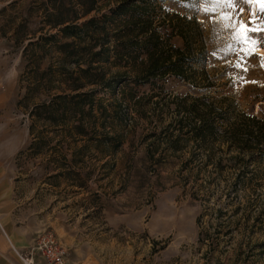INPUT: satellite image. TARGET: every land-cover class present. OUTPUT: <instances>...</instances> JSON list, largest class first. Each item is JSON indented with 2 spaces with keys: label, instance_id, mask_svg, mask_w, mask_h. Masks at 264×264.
Here are the masks:
<instances>
[{
  "label": "rangeland",
  "instance_id": "rangeland-1",
  "mask_svg": "<svg viewBox=\"0 0 264 264\" xmlns=\"http://www.w3.org/2000/svg\"><path fill=\"white\" fill-rule=\"evenodd\" d=\"M10 1H0V10ZM32 1H19L17 12H29ZM155 5V25L174 47L184 48L179 31L190 30L196 73L189 80L170 76L141 85L126 80L128 85L115 93L98 92L107 119L95 111L96 130L118 135L113 144L83 150V141L66 144L56 136L45 145L33 140L31 120L18 105L26 85L19 84L25 68L22 47L6 38L14 45L9 56L21 60L9 123L23 131L22 148L12 162L8 228L34 240L44 230L52 232L65 249V264H264V146L228 163L225 158L237 151L224 142L215 145L208 161L192 141L176 154L162 141L183 96L219 101L230 117L246 113L264 120V47L243 65L247 71L230 67L237 56L222 51L225 34L215 36L203 12L177 0ZM243 7L248 20L249 6ZM33 12L29 34L40 27ZM5 19L0 15V26ZM116 70L134 77L125 68L111 67ZM220 158L216 169L213 162Z\"/></svg>",
  "mask_w": 264,
  "mask_h": 264
},
{
  "label": "trees",
  "instance_id": "trees-1",
  "mask_svg": "<svg viewBox=\"0 0 264 264\" xmlns=\"http://www.w3.org/2000/svg\"><path fill=\"white\" fill-rule=\"evenodd\" d=\"M19 1L12 0L0 10L6 17L0 33L22 47L25 68L19 84L26 85L18 105L31 120L29 133L35 141L47 145L57 136L58 142L66 144L83 141V150L113 144L118 135L96 130L95 111L107 119L106 109L96 99L98 92L115 93L128 80L141 85L170 76L189 80L196 73L190 30L179 31L183 49L170 44L155 25L158 0H33L26 14L17 12ZM31 10L40 20L39 35L27 30ZM111 67L125 68L134 77L127 78L119 70L111 72ZM217 104L202 97H181L176 102V119L163 134L166 150L176 154L192 141L211 161L215 145L224 142L237 151L225 158L228 163L239 160L240 154L252 156L260 151L264 120L246 113L230 117ZM222 160L213 166L219 169Z\"/></svg>",
  "mask_w": 264,
  "mask_h": 264
},
{
  "label": "crops",
  "instance_id": "crops-1",
  "mask_svg": "<svg viewBox=\"0 0 264 264\" xmlns=\"http://www.w3.org/2000/svg\"><path fill=\"white\" fill-rule=\"evenodd\" d=\"M12 42L0 33V264H21L22 256H27L34 244V237L21 230L8 228V193L13 173V158L22 148L23 131L9 123V102L15 97L21 60L9 56ZM17 56V55H16ZM19 62V63H18ZM38 264H44L35 258Z\"/></svg>",
  "mask_w": 264,
  "mask_h": 264
},
{
  "label": "snow or ice",
  "instance_id": "snow-or-ice-1",
  "mask_svg": "<svg viewBox=\"0 0 264 264\" xmlns=\"http://www.w3.org/2000/svg\"><path fill=\"white\" fill-rule=\"evenodd\" d=\"M177 2L209 17L213 23L215 36L225 34L224 39L227 43L222 51L226 55L237 56L235 64L229 63L230 67L243 68V65L256 55L259 48L264 47V0H177ZM244 5L249 6L248 20L244 19ZM253 6H258V9ZM260 66L264 67V55L260 56ZM243 70L247 71V68Z\"/></svg>",
  "mask_w": 264,
  "mask_h": 264
},
{
  "label": "built area",
  "instance_id": "built-area-1",
  "mask_svg": "<svg viewBox=\"0 0 264 264\" xmlns=\"http://www.w3.org/2000/svg\"><path fill=\"white\" fill-rule=\"evenodd\" d=\"M65 249L60 245L52 232L39 233L27 256H22L21 264H38V258L44 264H65Z\"/></svg>",
  "mask_w": 264,
  "mask_h": 264
}]
</instances>
